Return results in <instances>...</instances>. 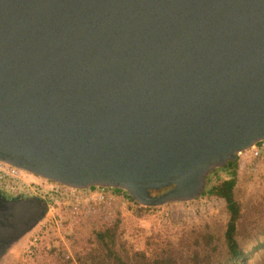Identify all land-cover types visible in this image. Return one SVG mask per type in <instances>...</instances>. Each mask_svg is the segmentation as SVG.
<instances>
[{
    "label": "water",
    "instance_id": "1",
    "mask_svg": "<svg viewBox=\"0 0 264 264\" xmlns=\"http://www.w3.org/2000/svg\"><path fill=\"white\" fill-rule=\"evenodd\" d=\"M264 140V0H0V160L157 206ZM10 239L44 216L3 198Z\"/></svg>",
    "mask_w": 264,
    "mask_h": 264
},
{
    "label": "rangeland",
    "instance_id": "2",
    "mask_svg": "<svg viewBox=\"0 0 264 264\" xmlns=\"http://www.w3.org/2000/svg\"><path fill=\"white\" fill-rule=\"evenodd\" d=\"M234 162L236 239L249 254L244 264H264V163L250 171L249 165L240 168ZM231 169L214 168L204 190L226 179ZM51 212L63 220V227L40 230L43 220L50 218L47 212L40 223L6 246L0 264H113L109 258L113 254L127 264H148L162 256L173 264H226L223 232L229 214L224 199L214 195L157 206H117L107 217L96 214L79 226L69 225L60 208ZM35 232L39 238L33 242ZM256 243L260 245L253 249ZM65 249L72 259L64 258Z\"/></svg>",
    "mask_w": 264,
    "mask_h": 264
},
{
    "label": "built area",
    "instance_id": "3",
    "mask_svg": "<svg viewBox=\"0 0 264 264\" xmlns=\"http://www.w3.org/2000/svg\"><path fill=\"white\" fill-rule=\"evenodd\" d=\"M235 161L240 168L249 165V170L255 171L261 163H264V140L237 152ZM0 189L9 192L11 196L40 198L46 205L45 214L51 213L50 218L41 223L40 230L43 228L44 231L49 226L63 227V220L55 217L51 212L54 207L62 210L63 219L69 225L79 226L85 219L96 214L107 217V214L115 211L117 206L120 208L125 205L144 206L134 202L122 191H115L113 187H71L2 160H0ZM40 221L42 220L40 219L38 223ZM38 238L39 232H35L32 241L36 242ZM63 255L65 259H72L68 249H65Z\"/></svg>",
    "mask_w": 264,
    "mask_h": 264
},
{
    "label": "trees",
    "instance_id": "4",
    "mask_svg": "<svg viewBox=\"0 0 264 264\" xmlns=\"http://www.w3.org/2000/svg\"><path fill=\"white\" fill-rule=\"evenodd\" d=\"M224 166L232 168L229 173V176L226 179H222L218 181L216 184L209 186L208 189L203 190L202 194L207 193L209 195H214L224 199V201L226 202V208L229 217L226 223L225 230L223 232V239L226 247V259L224 262L226 264H244L249 254L241 248V246L239 245L236 239V234H237L236 220L239 214V207L237 203L233 200V187L235 184V172H234L235 162L228 161L225 163ZM114 189L117 192L122 191L127 195L125 191L119 188H114ZM259 245L260 244L256 243V246H253V249H255ZM139 256L143 257V254H139ZM109 258L112 260L113 264H127L120 257L114 254L110 255ZM144 261L146 260L144 259ZM148 264H173V261L171 262L168 256H162L160 258H155L151 260Z\"/></svg>",
    "mask_w": 264,
    "mask_h": 264
},
{
    "label": "flooded vegetation",
    "instance_id": "5",
    "mask_svg": "<svg viewBox=\"0 0 264 264\" xmlns=\"http://www.w3.org/2000/svg\"><path fill=\"white\" fill-rule=\"evenodd\" d=\"M6 191L0 189V254L3 252V250L6 248V246L11 243L12 241L16 239H10V231L9 230H4L7 225L6 223V215H5V209H6V204L3 200V198L9 199L14 196H7Z\"/></svg>",
    "mask_w": 264,
    "mask_h": 264
}]
</instances>
